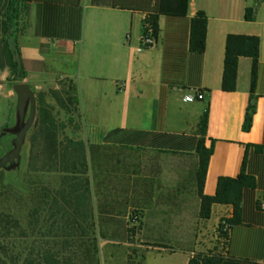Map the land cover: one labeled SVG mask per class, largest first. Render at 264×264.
<instances>
[{"label": "crops", "instance_id": "crops-1", "mask_svg": "<svg viewBox=\"0 0 264 264\" xmlns=\"http://www.w3.org/2000/svg\"><path fill=\"white\" fill-rule=\"evenodd\" d=\"M160 1L31 2L28 25L19 40L25 82L36 94L58 89L62 80L70 82L78 89L80 100L83 121L79 134L92 135L94 141L90 142L95 145L130 149L120 152L131 153L128 157L121 154L126 163L140 159L139 178L153 183L150 192L142 191L141 210L145 213L153 208L156 248L170 251L160 257L181 255V264H189L193 253L198 252H176L171 246L172 232L183 220L186 202L182 200L181 217L175 212L166 214L172 204L158 201L162 192L156 187L154 160L156 156L186 155L195 166L202 121L207 115L204 139L214 153L204 194L215 196L219 179L237 178L244 163L246 172L256 181L255 189L244 192L241 221L232 227L229 243L219 251L264 263V211L260 209L264 201V0H189L186 16L168 12L159 16L157 45L140 51L149 14L160 5L170 11L177 4ZM249 8L256 10L251 22L246 20ZM199 12L208 18L203 54L191 50L192 22ZM230 35L260 39L255 75L253 59L241 57L235 92L223 90ZM6 88L0 85L1 128L9 119L11 100L17 99L14 90L7 92ZM195 91L203 92L205 99L185 102ZM250 106L254 112L251 126L246 129ZM148 157L154 160L148 161ZM180 198L184 199L183 195ZM233 217V206L215 205L209 221L215 218L214 225L219 227L222 219Z\"/></svg>", "mask_w": 264, "mask_h": 264}, {"label": "trees", "instance_id": "trees-1", "mask_svg": "<svg viewBox=\"0 0 264 264\" xmlns=\"http://www.w3.org/2000/svg\"><path fill=\"white\" fill-rule=\"evenodd\" d=\"M39 0H0V72L9 70V81L19 83V74L25 80L26 73L21 60L20 46L17 41L15 28L20 18L29 11L31 2ZM160 2H166L161 0ZM177 2L176 6L166 10L160 5L155 8L144 26L146 35V24H151L153 37L159 40L160 25L159 16L170 13L175 16H186L189 9V0H172ZM256 10L249 8L246 11V20L251 22L255 19ZM208 33V18L204 12H199L192 22L191 50L203 54L206 51ZM241 57H249L254 61V75L260 62V39L256 36L230 35L227 38L225 68L223 77V90L235 92L237 89L238 65ZM255 90L253 82L252 91ZM74 96H62L63 92H52L56 105L45 101V94L40 96L38 107V118L31 131L29 170L32 174L58 176L55 187L51 185L42 186L36 195L40 204L31 217L35 220L30 222L31 231H39L46 238H51L54 231L71 233L63 241H57V234L52 237L54 242L46 240L44 245L33 248L30 254L23 259V255L10 256L11 244L7 242L12 235L15 238L25 239L29 237L30 228L24 225V219L11 213L0 214V264H73V258H64L62 255L73 249L74 234L77 228L86 234L83 224L91 221L93 231H100V236L108 240L103 230L105 225L111 222L120 223L119 219H127L129 225L141 223V197L143 189L150 192L153 183L142 180V166L140 159L129 163L122 161L121 151L130 149L109 147L91 144L90 141L77 139L82 125V112L78 89L71 86ZM74 106V107H73ZM70 107H73L70 110ZM254 108L250 106L245 128L249 129L252 122ZM72 113L71 116L68 115ZM62 114H66L67 120L62 122ZM207 115L202 121V139L198 145L195 157L197 162L193 169V179L196 195L200 202L201 214L204 220H210L212 209L215 205H230L234 208V217L222 219L227 221L231 228L241 221L244 192L256 188L255 178L246 172V163L237 178L222 177L219 179L218 189L215 196L204 194L205 181L211 157L214 153L213 147L207 148L204 137L207 134ZM70 129L68 134L66 131ZM2 133H0V138ZM259 151L262 148H258ZM137 152H140L137 150ZM187 157L186 155H183ZM189 157V156H188ZM192 157V156H190ZM158 185L156 184V187ZM159 190L161 186H158ZM161 191V190H160ZM144 192V191H143ZM11 192H6L5 195ZM181 191L162 193L158 197L160 204H172L169 211L176 217H181L183 210ZM95 200V203H94ZM46 206L49 217L45 222L53 221V226L45 231L40 226L42 209ZM132 209H134L132 212ZM122 221V220H121ZM63 222V227L55 226ZM220 223V228L222 224ZM38 227V229H37ZM49 238V239H50ZM95 251H98L99 238L95 236ZM36 253V256H35ZM6 259H5V258ZM189 264H264L246 259H237L218 251L194 252Z\"/></svg>", "mask_w": 264, "mask_h": 264}, {"label": "rangeland", "instance_id": "rangeland-1", "mask_svg": "<svg viewBox=\"0 0 264 264\" xmlns=\"http://www.w3.org/2000/svg\"><path fill=\"white\" fill-rule=\"evenodd\" d=\"M29 11L25 12L20 18V21L15 28L17 41L24 36L28 25ZM8 78L6 79L5 77ZM10 72L4 70L0 72V85L7 86V92L13 90V86L17 83L9 81ZM7 81V82H6ZM58 89H45L37 93V104L40 105V95L45 94V101L48 104L56 105L53 99V93L63 92L62 96H74L71 92V84L67 80L58 82ZM3 93L0 92V98ZM67 94V95H66ZM1 102V100H0ZM18 98L10 102L9 119L6 120L0 127V159L13 149V141L15 136L4 133L9 129H14L16 126V111ZM2 106V104H0ZM74 107V106H73ZM70 107V110L73 108ZM72 113L68 115L71 116ZM29 117V112L28 116ZM3 119V116H1ZM67 120L66 114H62V122ZM83 121V120H82ZM3 122V121H2ZM1 123V122H0ZM32 131V130H31ZM22 152V162L20 166L12 171L3 170L0 172V214L11 213L14 216H20L24 219V225L30 228V222L34 219L31 213L36 210L40 204L36 198L37 191L46 185L55 187L58 176L53 174L36 175L29 170V155H30V135ZM70 134L71 130L66 131ZM77 139L85 141H94L90 134L82 135L76 133ZM91 143V142H90ZM93 144V143H91ZM128 157L131 153H121ZM146 159V158H145ZM153 157H148V161ZM156 181L158 186H161V192L167 194L169 192L181 191L184 202H186L185 213L183 220L177 222L175 231L172 232L171 246L176 252L189 250H197L200 252L219 251L223 248V243L219 238V227L214 225L215 218L212 221L204 220L201 214L200 203L197 199V193L193 179V160L185 157L174 156H156ZM155 171H152V175ZM6 192H11L5 195ZM95 203V200H94ZM46 212L42 213L41 224L43 230L48 231L54 224L53 221L45 222L44 219L49 217V212L46 206H43ZM149 209V210H148ZM147 212L140 210L142 223L137 225H129L127 219H119L120 223L112 222L104 227L108 240H104L100 236V231H93L91 221L83 224L86 234L77 228L74 234L73 249L63 253L64 258H73V264H181L183 256L177 255L172 257L162 258L164 254H170V251L160 250L156 248V231L152 230L153 208H148ZM134 209H132V212ZM122 220V221H121ZM183 221V222H182ZM220 226V225H219ZM63 227V222H59L55 229ZM38 229V227H37ZM57 234V241H63L71 233L63 232V230L54 231ZM95 236L99 238L98 252L95 251ZM46 238L39 231H31L29 237L25 239L15 238L13 235L8 238L7 242L11 244L10 256L23 255V259L27 257L33 248L44 245L46 240L54 242L53 238ZM223 253L222 251H219ZM173 252L171 251V254ZM36 256V253H35ZM2 255H0V259ZM5 258V257H4ZM6 259V258H5Z\"/></svg>", "mask_w": 264, "mask_h": 264}, {"label": "water", "instance_id": "water-1", "mask_svg": "<svg viewBox=\"0 0 264 264\" xmlns=\"http://www.w3.org/2000/svg\"><path fill=\"white\" fill-rule=\"evenodd\" d=\"M22 77V73H20V82L13 86L14 93L18 98L16 126L12 130L4 131V133L15 136L13 149L0 159V172L3 170L12 171L20 166L28 135L38 118L37 94L25 80H22ZM28 112L29 117L27 118Z\"/></svg>", "mask_w": 264, "mask_h": 264}, {"label": "built area", "instance_id": "built-area-1", "mask_svg": "<svg viewBox=\"0 0 264 264\" xmlns=\"http://www.w3.org/2000/svg\"><path fill=\"white\" fill-rule=\"evenodd\" d=\"M146 30L147 33L142 38V46L140 48V51L153 48L157 45L158 40L153 37V28L151 24H146ZM205 99V94L201 91H195L194 94L188 95L184 101L187 103H195L197 101H203ZM260 209L264 211V201L260 204ZM222 228L219 227V238L224 246H226L229 243L230 239V231L231 226L228 224L227 221H223Z\"/></svg>", "mask_w": 264, "mask_h": 264}]
</instances>
